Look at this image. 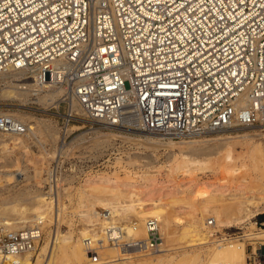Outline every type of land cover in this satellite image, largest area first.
Returning a JSON list of instances; mask_svg holds the SVG:
<instances>
[{"label": "built area", "instance_id": "1", "mask_svg": "<svg viewBox=\"0 0 264 264\" xmlns=\"http://www.w3.org/2000/svg\"><path fill=\"white\" fill-rule=\"evenodd\" d=\"M11 67L63 89L52 104L60 145L84 118L175 139L233 126L264 130V0H0V72ZM26 129L0 112L1 131ZM57 159L49 189L66 174ZM148 227L147 239L121 243L123 255L159 248V228L153 220ZM38 232L0 224V264L9 256L5 264H30L24 253L36 249ZM245 241L248 263L264 264V239Z\"/></svg>", "mask_w": 264, "mask_h": 264}, {"label": "bare ground", "instance_id": "2", "mask_svg": "<svg viewBox=\"0 0 264 264\" xmlns=\"http://www.w3.org/2000/svg\"><path fill=\"white\" fill-rule=\"evenodd\" d=\"M28 72L29 71L24 68L17 69L12 67L6 71H1L0 77L7 79L5 80L6 85L0 87L1 97L21 99L22 97H25V95H29V91V103L36 102V98L42 104H46L45 108L50 107L52 104L57 105L61 98L63 89L57 87L48 88V84L46 83L33 84V79L27 75ZM32 73L35 75L34 71H32ZM25 84L27 85L24 86ZM36 87L40 91L33 92ZM25 99H27V97ZM29 107L31 106L29 105ZM19 119L21 120V118ZM21 121L27 126V129L16 133H19V135H28L31 131L30 129L32 128H30V124L24 122V118ZM90 123L93 124L94 122L90 121ZM40 124V129H37L39 131L34 132L40 133L41 136H39L41 138L39 139L37 137H33L35 140L37 138L40 141L39 150L50 158H52L57 151L65 150L64 148L58 146L60 137L59 134L61 132H59V129L61 126L55 127L51 125V123L44 121ZM101 125L102 128L117 129L119 131L131 130L130 132L134 134V136L136 135V137H138L136 140L145 145L165 143L170 146L177 144L179 156H177L173 150L172 160L177 158L179 163L185 161L198 162L199 160L196 159L197 157L195 155H198L199 153L209 154L212 151V147L206 143L212 139L199 138L203 135V133L190 135L189 137H181L179 138L180 140L175 141V138L172 136L162 133L126 128H113L105 124ZM35 126L37 127V125ZM72 127L73 126H69L68 131L71 130ZM94 127L95 126L92 125L90 131L80 134L79 138L88 142L91 148L107 146L112 133L102 132L98 127ZM248 127L251 126H233L212 131H237ZM208 132L210 131H207L206 133ZM90 133H94V135L92 134L93 136L89 137ZM5 135H7L6 132L0 130V144L2 145L4 151H7L10 146L16 143V141H14L10 135H8V137ZM254 136V133L244 131L242 134H237L235 136L217 138L221 141L222 145H224L222 146V149H224L222 158L224 159V163H226V166L224 167L225 171L234 172V168L232 169L230 166H232V161L236 156L229 148L231 140L233 141V139L249 141L252 143L253 152L256 154L258 153L264 159V144L259 140H252L256 139ZM131 139L135 140L133 137H131ZM24 142H27L26 138ZM30 144L32 143H27V148L30 147ZM193 154H195V157H193ZM5 157L4 152H0V165L2 162H5ZM115 159V167L121 166L124 162H122L121 156H117ZM119 163L120 165H116ZM262 163L264 165V160H262ZM117 172L118 170L115 169L110 174L109 172L99 174L98 178L95 180L91 178H87L85 180L83 184L85 186L84 188L89 186L90 192L86 195V190L84 188L81 189L79 192L80 197L78 204L84 203V205L87 206L86 211H81L80 216L88 220L89 224L92 225L93 228H83L79 231L77 238L72 236L69 231L61 232L59 227L54 229L53 233L51 232V229L48 230L51 221L55 220L56 224H60L65 215V203L63 199L60 198L63 194L62 185H58L56 190L57 206L55 207L53 206L52 192L41 191L32 197H28L29 200L34 201L35 199V203H33L32 208H28L26 216L16 214L17 212H14V207L2 211L1 214L6 216L3 219L4 224H0H2L6 229L33 227L37 228L39 231V240L36 242V249L27 250L26 253H24V261L30 264L31 262H34V259V264H81L82 262H84L83 264H162L165 261V257L171 256V252L169 251L172 249L168 242H170L173 235H171V232H166V230H170L169 226L171 225L172 220H179L181 217L180 212H177L176 215L172 216V213L167 207L169 205L181 203L180 200L184 199L185 200L182 204L190 206L189 208H191V206L193 207L197 201H199L200 205H204L205 210L210 211L211 215L213 214L214 216L211 221L212 224H215L216 222V224H229V226H232L233 224H237L239 222L243 223L249 221L250 223V225L247 226V230L250 231L244 232L241 236L238 235L228 237L226 236L227 232H225L226 234L224 236H216L218 238H211L212 236H210L209 233L210 230L205 231V229L200 227V224L196 220L188 221V224L186 223L187 225L183 224L184 226H181L177 233H179L180 239H184L185 245L191 248V251L193 252V264H249L245 248L246 241L242 240V238H251L253 240L264 239V228L262 227L257 229L256 221L251 219L254 215H256V213L261 211L264 212V196L256 199L255 194L245 195L244 193H241L227 198L219 197L217 193L206 190L202 193H199L200 191L196 193L194 192L195 194L188 196V198L174 197L175 195H170L167 197L168 199L166 202H164L162 197H160L157 198L158 202L154 201L152 206L146 207L143 205V200H138L139 202H137V199L141 198L138 197L139 192H137V188L134 184V180H132L133 178L131 174H127L126 177L121 178ZM60 176L61 178L63 177V175ZM17 191L19 190L12 192L11 190L7 191L6 195L2 197L3 201L13 198ZM213 202H216L218 205L209 206ZM97 205L104 209L99 211L96 208ZM260 205H262L261 208L259 207ZM178 211H181V209ZM125 218L128 219L125 221ZM96 220L99 221V225L94 227ZM149 220H153L155 222V225L159 228V232L162 236V242L160 243L159 248L149 253H141L140 256H136L134 259L130 258V256L123 255L120 247L121 243L125 239L133 241L147 239L148 229L150 228L148 227ZM207 221L208 224L210 223L206 218V221L203 222L202 225H205ZM209 225L211 226V224ZM108 227H115L116 232L114 234H118L115 239H111L108 236ZM43 234L46 235L43 236ZM43 239V244H41L40 241ZM91 253H97L101 260L99 262H93L91 259ZM105 254L106 256H104ZM10 258V256L7 257L4 260V264L7 263ZM180 261V258L179 260L177 259L176 262L175 259L170 260L169 264H180Z\"/></svg>", "mask_w": 264, "mask_h": 264}, {"label": "rangeland", "instance_id": "3", "mask_svg": "<svg viewBox=\"0 0 264 264\" xmlns=\"http://www.w3.org/2000/svg\"><path fill=\"white\" fill-rule=\"evenodd\" d=\"M2 78L3 77H0V87L6 85L5 80L7 79L3 78V80ZM126 85L128 86L129 84L126 83ZM28 93L29 95L27 94V96L25 95V97L21 99H10L8 97H1L0 95V111L8 112L13 116L21 118V120L24 118V122L30 124V128H32L28 135L6 133L7 135L5 136L8 137V135H10L14 141H16L7 151H4L0 144V152H4L6 156L5 162H2L0 165V223L2 224H4L3 219L6 216L1 214L2 211L14 207V212H17L16 214L26 216L28 208H32L33 203H35L34 198H32L34 199L33 201L29 200L28 197H32L41 191L52 192L53 206H57V189H55L53 185H50L49 189L48 177L53 160H58L57 158L60 156H63V163L66 168V174L63 175L62 178L58 176V185H62L63 194L60 198H62L65 203V215L60 224H56L55 220L51 221L48 230L51 229L53 233V230L59 227L61 232L69 231L75 238L78 237L79 231L83 228H93L88 220L80 216L81 211H86L87 209L84 203L78 204L80 197L79 192L85 187L83 185L85 180L87 178L95 180L98 178L99 174L103 172H109L110 174L115 169L118 170L117 173L121 178L126 177L127 174H131L137 192H139L138 197L141 198L137 199V202H139L138 200H143V205L146 207L152 206L154 201L158 202L157 198L160 197L166 202L168 199L167 197L170 195L188 198V196H192L196 192L200 191L199 193H202L206 190L217 193L219 197L227 198L241 193L245 195L255 194L256 199L264 196V165L262 163L264 159L258 153L256 154L253 152L252 143L241 139L231 140L229 148L236 157L232 161V166H230V168H234V172H227L224 168L226 163H224V159L222 158L224 150L222 146L224 145L217 139L225 136H235L237 134H242L244 131H249L255 134L254 137L256 139L252 140H259L264 144V130H261L260 127H248L237 131L223 130L205 132L199 138L212 139L206 142L207 145L212 147L211 153L193 154V157L196 156V159L199 160L198 162L185 161L179 163L177 158L172 160L173 150L176 155L179 156L177 144L170 146L165 143L145 145L136 140L138 137H136V135L134 136V134L130 132L131 130L119 131L117 129L102 128L100 124H94V128L98 127L102 132L112 133L111 139L105 147L100 146L91 148L88 142L79 138L80 134L90 131L91 123L86 119H81L78 122H72L70 125L73 127L68 131L69 134H67L65 145H60L63 133L60 132L61 128L59 129L60 137L58 146L65 150L57 151L55 155L50 158L39 150V139L41 138V134L35 133L34 131H39L37 129H40V123L43 121L51 123V125L55 127H59L61 119H59L55 113L56 108L54 105L45 108L46 104H42L36 98L35 100L37 103H29L30 92L28 91ZM26 97L27 99H25ZM29 105L31 107H29ZM65 108V104L61 103L60 111H64ZM35 125H37V127ZM92 134L94 135V133H90L89 137H92ZM24 137L27 142H24ZM33 137L39 139L36 138V141ZM131 137L135 140L131 139ZM177 140L180 139H175V141ZM27 143L32 144L27 148ZM117 156H121V160L124 162L121 166L115 167L114 161ZM116 165H120V163ZM84 189L86 190L85 194L88 195L90 192L89 186H86ZM9 190H11V192L16 190L19 191H17L13 198L4 200V202L2 197H4ZM184 200H180L181 203L169 205L167 207L172 213V216L180 212L181 219L172 220L169 226L170 230H166V232H171V235H173L170 242H168L172 249L169 251L171 252V256L165 257V261L162 264H169L170 260L174 259L176 262L179 258L181 259L180 264H193V252L191 248L185 245L184 239H180L179 233H177L181 226H184L186 223L188 224V221L196 220L205 231L210 230L209 233L210 236H212L211 238L224 236L226 234L225 232L241 234L250 231L247 230V226L250 225L249 221L243 223L236 222L237 224H233L232 226H229V224H216V222L210 226L207 221L205 225H202V223L206 221V218L208 220L213 219V214L211 215L210 211L205 210L204 205H200L199 201H197L198 204L195 202L193 207L191 206V208H189L190 206L182 204ZM216 205L218 204L213 202L209 206ZM261 206L262 205L259 207L261 208ZM96 208L99 211L104 209L98 205ZM180 209L181 211H178ZM126 219L128 218H125V221ZM251 219L253 221L264 220V213L262 211L258 212ZM98 223L99 221L96 220L94 227H97L99 225ZM256 227L257 229L262 228L259 225H256ZM45 235L46 234H43V236ZM242 240L245 241V238H242ZM43 241L44 239L41 240L40 243L43 244ZM141 253L142 252H138L139 255L135 253V255H131L130 258L134 259V257L140 256ZM104 256H106V254ZM99 260H101V258ZM83 263L84 262L81 264Z\"/></svg>", "mask_w": 264, "mask_h": 264}, {"label": "trees", "instance_id": "4", "mask_svg": "<svg viewBox=\"0 0 264 264\" xmlns=\"http://www.w3.org/2000/svg\"><path fill=\"white\" fill-rule=\"evenodd\" d=\"M263 220V219H262Z\"/></svg>", "mask_w": 264, "mask_h": 264}]
</instances>
